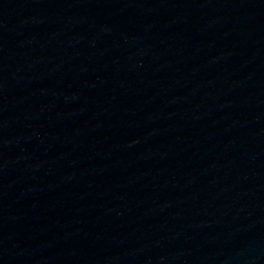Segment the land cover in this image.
<instances>
[{
	"label": "water",
	"instance_id": "1",
	"mask_svg": "<svg viewBox=\"0 0 264 264\" xmlns=\"http://www.w3.org/2000/svg\"><path fill=\"white\" fill-rule=\"evenodd\" d=\"M0 264H264V0H0Z\"/></svg>",
	"mask_w": 264,
	"mask_h": 264
}]
</instances>
